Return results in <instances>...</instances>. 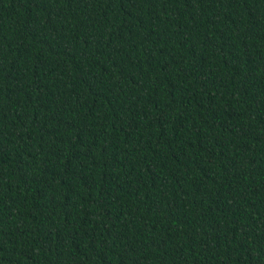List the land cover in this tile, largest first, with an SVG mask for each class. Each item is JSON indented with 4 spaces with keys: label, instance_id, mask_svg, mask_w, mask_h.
Returning a JSON list of instances; mask_svg holds the SVG:
<instances>
[{
    "label": "trees",
    "instance_id": "1",
    "mask_svg": "<svg viewBox=\"0 0 264 264\" xmlns=\"http://www.w3.org/2000/svg\"><path fill=\"white\" fill-rule=\"evenodd\" d=\"M0 264H264V0H0Z\"/></svg>",
    "mask_w": 264,
    "mask_h": 264
}]
</instances>
